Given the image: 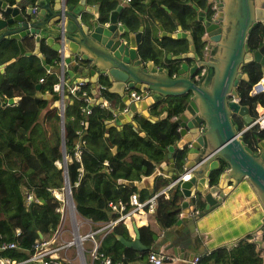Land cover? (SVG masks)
<instances>
[{
  "label": "water",
  "instance_id": "obj_1",
  "mask_svg": "<svg viewBox=\"0 0 264 264\" xmlns=\"http://www.w3.org/2000/svg\"><path fill=\"white\" fill-rule=\"evenodd\" d=\"M211 1L217 7L211 21L203 16L204 10L192 5L197 20L202 21L200 41H210L206 49L209 54H203L202 46L200 50L195 48L180 24L173 31H166L158 24L159 36L185 38L188 48L184 52H166L160 55L161 62L155 63L140 55L143 25L131 29L122 22L118 15L120 3L102 19L98 4H87L86 0H13L12 3L0 0V43L14 40L19 54H35L45 69L53 65L46 63L39 50L40 43L56 54L60 89L50 106L57 107L59 112L63 186L69 189L67 197L73 208L63 141L65 88L89 85L87 108L96 103L111 113V118L104 120L105 131L110 126L120 129L124 124L136 128L135 115L150 121L161 119L165 110L158 115L151 111L161 105L159 101L163 97L187 95L182 111L173 118L179 138L167 146L165 160L158 163L167 176L175 175L178 170H187L188 174L179 183L183 198L174 223L176 231H167L163 248L171 249L185 264H190L194 255L245 240L253 244L259 257L257 264H264V137L256 139L255 150L243 142L240 126L249 123L252 116L247 105L239 103L236 90L239 80L248 78L241 67L251 61L259 64L264 87V34L257 47L247 46L251 27L256 22L264 25V0H206ZM163 8L168 10L164 5ZM26 41L32 42L31 51L25 50ZM3 69L4 65H0V72ZM35 88H39V83ZM101 91L108 97H103ZM35 97L50 100L51 94L36 91ZM18 98L3 97L1 104H12ZM235 115L240 117L241 125L234 123ZM175 147L183 151L180 169L173 162ZM118 181L133 184L132 180ZM235 187L250 188L262 212L257 213L249 226L232 228L223 236L211 239L215 233L206 223L199 226L198 220L203 214L210 223L209 213ZM196 195L203 200L198 213L193 212L195 205L190 202ZM131 221L134 237L126 239L119 234L116 237L124 246L143 251L149 246L140 241L138 229ZM169 234L173 237L169 238ZM76 237L73 242L79 247ZM79 254L83 261L82 251Z\"/></svg>",
  "mask_w": 264,
  "mask_h": 264
},
{
  "label": "trees",
  "instance_id": "obj_2",
  "mask_svg": "<svg viewBox=\"0 0 264 264\" xmlns=\"http://www.w3.org/2000/svg\"><path fill=\"white\" fill-rule=\"evenodd\" d=\"M87 1L96 2L100 18L105 19L120 0ZM206 3V0H128L120 7L118 15L131 29H136L143 23L139 53L155 63H160L162 50L164 53H176L185 42L183 39L158 36L155 24H160L166 31H173L176 24H180L182 28L193 24L191 28L194 42L199 47L202 26L195 18L196 11L192 5L200 8ZM263 34L264 25L256 22L248 33V48L257 47ZM24 46L28 50L33 48L31 41H26ZM39 50L47 64H55L56 54L53 50L44 43H40ZM1 63H4V69L0 72V101L5 96L19 98L12 104L0 103V235L17 244V247L2 250L0 254L21 260L30 253L35 240L45 238L56 228L60 218L59 212L55 210L59 200L49 190L51 187L62 186V169L55 164L61 160L59 112L57 107L50 106L51 100L58 97L57 90L53 89L58 77L53 70H45L35 54H19L14 40L0 43ZM241 72H245L248 78L240 79L236 86L238 101L247 105L249 114L254 117L255 108L264 105V91L249 94L254 83L261 77L259 64L255 61L248 62L241 67ZM37 83L38 89L35 88ZM36 91L41 94L50 93L51 99L36 98ZM82 91L90 96L87 83L81 84L74 92L64 89L63 141L65 155L71 158L66 161V172L74 209L80 216L89 219L91 227L95 228V223H103L116 216L109 209L108 201H126L131 193H135L138 199H144L174 177L158 174L148 189L118 181L139 179L141 175H148L155 164L166 158L167 146L174 144L179 138L173 116L182 111L187 95L163 97L159 101L162 105L151 111L158 115L165 110L166 114L161 119L150 121L135 115L136 128L124 124L119 130L110 126L105 131L104 120L111 118V113L106 107L96 103L90 106L88 113L82 112L81 108L88 103L81 96ZM101 95L108 97L105 91H101ZM234 118L237 124H242L239 116L235 115ZM80 119L84 120L83 124H79ZM77 130H80L84 139L80 162L72 157L78 139ZM259 137H264V127L253 125L242 133L243 142L252 148ZM112 146L115 147L114 151L111 150ZM174 151L173 162L180 169L183 151L176 147ZM30 190L36 200L27 202L25 191ZM181 200V191L175 185L170 189L167 198L157 197L154 211L144 214L143 220L136 224L139 239L149 246L147 249L136 251L118 240L117 234L126 239L132 238L124 223L128 221L126 219L112 225L100 238L98 250L108 255L113 263L150 264L147 253L152 250L153 236L175 223ZM190 202L198 211L203 206V200L198 195L191 197ZM15 228L20 230L19 234L15 233ZM129 229L132 231L131 226ZM240 243H243L250 264L257 263L259 257L253 250V244L245 240ZM220 249L219 247L199 255L198 263H237L232 248L228 254ZM20 264L35 263L26 261ZM59 264L67 263L59 260ZM91 264L99 263L94 259Z\"/></svg>",
  "mask_w": 264,
  "mask_h": 264
},
{
  "label": "built area",
  "instance_id": "obj_3",
  "mask_svg": "<svg viewBox=\"0 0 264 264\" xmlns=\"http://www.w3.org/2000/svg\"><path fill=\"white\" fill-rule=\"evenodd\" d=\"M46 70L48 71L49 69H46ZM41 80L42 78L40 77L39 81ZM80 85L81 84L72 85L70 86V88H68V90L70 92H74V90L78 89ZM53 89L59 92L60 87L57 82L53 84ZM263 90H264V87L262 86V77H260L254 83L253 87L250 89L249 94L253 95L256 92L263 91ZM81 96L86 102H88L89 96H87L84 91L81 92ZM258 106H259L258 108L256 107V115L252 117L249 123L243 124L242 127L240 128L241 129L240 131H244L253 125L258 126L259 128L264 127V105L263 106L258 105ZM81 111L84 113H88L89 108H87V106L84 105L81 108ZM83 122H84L83 119L79 120V124H83ZM77 133H78V139L74 145V148L72 151V157L73 159L80 162L81 145L83 144L84 140L80 137L81 135L80 130H77ZM67 159L70 160L71 158L68 156ZM56 163L59 167H61L62 164L59 161ZM187 176H188L187 170H178L177 173L174 175V177H171L166 184L161 186L159 189H157L156 191H154L153 193H151L144 199H138L135 193H131L128 196V199L126 201H121V200L108 201L107 205L109 209L115 212L116 216H114V218H110L107 221L101 223V225L97 227L96 229L88 230L83 235L77 236L78 238L80 237L81 239L90 238L91 244H90V249L88 251L90 258L97 260L99 264H118V262L113 263V261L108 255L98 250L97 248L98 243L93 239L92 235L97 232H103V233L107 232L112 227V225L116 224L117 222L121 220H125L129 218L131 215H141L147 212H153L156 206L157 197L163 196L164 198H167L169 196L170 189L174 187L175 185H177L179 188L180 181L182 179H186ZM59 189L65 191L66 193L65 200L63 198V195L59 196L58 191H57ZM49 190L54 197H56L59 200L63 199L64 203H67L68 201L67 194L69 191L68 188H65L62 185L58 189L50 188ZM25 200L27 202L30 200H36V197L34 196L32 190L25 191ZM60 206L58 205L55 208V210H57L59 213H61L62 211ZM193 212L198 213V210L194 209ZM15 233L19 234L20 230L18 228H15ZM54 240L55 238H50V239L40 238L38 240H35V242L32 245V249L30 253L26 256V258L21 259V260H16V259L10 258L7 255L0 254V264H20L26 261H32L35 264H59V258L56 254V250L64 245L68 246L69 244L74 243L73 242L74 237L71 241H67L64 245L61 244V245L53 246L52 244L55 242ZM15 247H17L16 242L12 240H7L0 235V251L5 250V249H10V248H15ZM198 257L199 256H196V255L192 256V258L189 260L190 264H199ZM165 259H168V260L177 259V257L173 254L157 253L153 250L147 253V260L151 264H161L163 260Z\"/></svg>",
  "mask_w": 264,
  "mask_h": 264
},
{
  "label": "crops",
  "instance_id": "obj_4",
  "mask_svg": "<svg viewBox=\"0 0 264 264\" xmlns=\"http://www.w3.org/2000/svg\"><path fill=\"white\" fill-rule=\"evenodd\" d=\"M127 1L126 0H120L119 3L121 5H124V4L127 3ZM86 3L87 4H93V3H96V2H89V1H87ZM142 17H145V15H142ZM141 25H143V23H141ZM157 25L155 24V26L157 27L156 32L158 33V36H159L160 29L158 28ZM156 46H158V45H156ZM25 50L26 51H31V50H28L27 48ZM164 52L165 51L162 50L161 51V53H162L161 55H164L165 54ZM10 60H12V58ZM0 65H4V63H1ZM50 69L53 70L55 72L56 76L58 77V66H57V63L56 62H55V64ZM67 88H70V87H67ZM0 103H1V101H0ZM161 105H162V103H161ZM123 126L124 125H122L121 128H123ZM117 130H119V129H117ZM80 137H81V135H80ZM83 144H84V142H83ZM82 145H81V148H82ZM114 149H115V147L112 146L111 147V150L114 151ZM67 157L68 156L65 155V162L68 160ZM163 160H165V159H163ZM56 162H58V161H56ZM56 162H55V164L57 165ZM59 162L62 164L61 165V169H62L61 172H62L63 171V162H62V160H60ZM161 171L162 170H161V168L158 167V163H157V164H155V166H154V168H153V170H152V172L150 174H148V175H141L139 179H133L132 180L133 181V184L136 187H138V188H147L148 189V188L151 187L152 182H153V178L156 175L160 174V175H163V176H166V177H170V176H167V175L163 174ZM62 185H63V174H62ZM51 188L58 189L56 187H51ZM67 196H68V194H67ZM182 198H183V196H182ZM61 203H62V205H61ZM64 205H65V203H64L63 199L62 200H59V206L61 207V210H62V208H64ZM194 209H197L196 206H195ZM260 211L262 212L261 205L259 204V202H258V200H257V198H256V196L254 194V192L250 188L241 189V188H236L235 187L234 189H232L228 193V195L223 199V201L220 203V205H218L213 210V212H210L209 213V218L211 219L210 223H208V221L206 220V216H203V214H202L200 216L201 218L198 220V225L200 226L203 223H206L207 226H208V228H209V230L212 231L213 233H215L211 237V239H213L216 235H222L223 236L225 233L229 232L232 228H239V226H249L250 225V221L253 220L255 218V216L257 215V213L260 212ZM59 214H60L59 222H62L64 220V217H65V216H63L64 215L63 214V210ZM78 216H80V215L78 214ZM143 216H144V214L134 215L133 217L131 215V218L129 217L130 219L127 218L128 221L125 219L126 221L124 223H125L126 228L128 230V234L131 235L132 238L134 237V231H133V228H132V231L129 229V226L132 227V221L131 220L133 219V221H134V223L136 225V224H139L143 220ZM81 218H83L82 220H80L81 223L84 224L85 223L84 220L86 219V221L88 220L87 223H88L89 228H91L90 220L87 219V218H84V217L80 216V219ZM95 224H97L99 226L101 225L100 222H97ZM57 226H58V224H57ZM57 226L55 228L56 230L54 229L55 231L53 230L48 236L45 237L46 239L55 238L54 241H56V238L58 237V234L61 235V233L57 231ZM75 226L77 227V231H78L79 230V223L76 222ZM176 228L177 227L175 226V224H173L170 227H167L165 229H161L159 231V233L157 235H155L156 238L153 239V243L151 245L152 250L155 251V252H157V253L173 254V252H172L171 249L165 250L163 248V244H164L163 243V240H164L163 237L167 233V231L168 232L176 231ZM71 229L73 231V225H72ZM63 232H65V231H63ZM105 233H103V232H97V233H94L92 235V237H93V239L97 243H99L100 238ZM96 235L98 237L97 239L94 238V236H96ZM169 235H170L169 238H172L173 237L171 234H169ZM225 239L226 238L223 237V240H225ZM90 244H91V240H90ZM197 244H199V241H196V245ZM69 246H67V247H69ZM67 247H65V248H67ZM220 248H221L220 250L223 251L224 254H228L229 249L232 248V250L235 251V256L234 257L238 260L236 264H250V260H249V258H246V254H245V251H244L243 246H242L241 243L236 244L234 246H230L228 248L226 246H222ZM89 249H90V245H89L88 249L87 248L84 249V247L81 246V245L79 247H77L78 254H79V251H82V253H83V260H84V256H85V261L87 260L86 251L88 252ZM79 257H80V254H79ZM80 259H81V257H80ZM88 260H89L88 261L89 264H91V261L94 260V259H91L90 258L89 253H88ZM161 264H185V261L183 259H180V258L177 257V259H170V260L165 259V260H163V262Z\"/></svg>",
  "mask_w": 264,
  "mask_h": 264
},
{
  "label": "rangeland",
  "instance_id": "obj_5",
  "mask_svg": "<svg viewBox=\"0 0 264 264\" xmlns=\"http://www.w3.org/2000/svg\"><path fill=\"white\" fill-rule=\"evenodd\" d=\"M153 25V24H152ZM259 106H257L258 108ZM256 110V108H255ZM59 196L63 195V198L65 200V191L59 189L57 190ZM69 201H67V203H65L64 208H62L63 210V216L64 220L62 222L58 223L57 226V231L61 233V235L58 234V237L56 238V241L52 244L54 245H64L67 241H71L73 239V237L75 236H79V235H83L84 233H86L88 230H94L95 228H97L99 225L96 224V227L93 228H89L88 223L86 221V219L84 220L85 223L82 224L80 220H82L83 218L80 219V216H78V214L75 212L74 208L70 205V203H68ZM62 205V203H61ZM79 223V230L77 231V227L75 226V224ZM101 224V223H100ZM73 225V231L71 229ZM56 230V229H55ZM54 230V231H55ZM65 231V232H63ZM95 239H97V235L94 236ZM81 246L88 249L89 245H90V238H82L79 242ZM70 245V246H69ZM67 246H62L59 249L56 250V254L58 256V258L64 262H66L67 264H89L88 263V252L86 251V256H87V260L85 261V256H84V260L82 261V259H80L79 254L77 252V247L75 243H71ZM67 247V248H65Z\"/></svg>",
  "mask_w": 264,
  "mask_h": 264
},
{
  "label": "flooded vegetation",
  "instance_id": "obj_6",
  "mask_svg": "<svg viewBox=\"0 0 264 264\" xmlns=\"http://www.w3.org/2000/svg\"><path fill=\"white\" fill-rule=\"evenodd\" d=\"M199 8V7H198ZM199 9H202V10H204V12H203V16L205 17V19H207V20H209V21H211V19H212V17H213V14H215V12H216V9H217V7L214 5V2L213 1H211V2H208V3H206L203 7H200ZM195 18H196V13H195ZM196 20H197V18H196ZM198 22H199V24L202 26V21H200V20H197ZM189 25H191V26H189V27H187V28H182L183 30H185L186 32H188L189 33V35H190V37H191V39H192V43H193V45L195 46V48L197 49V50H200L201 48V46L206 50V49H209V47H208V44H209V40H204L203 42H201L200 41V46L198 47L196 44H195V42H194V37H193V31H192V25L193 24H189ZM201 35H202V32H201V34H200V40H201ZM178 39H183L184 40V42H185V44L182 46L181 45V47L177 50V52H184V51H187V46H188V41H187V39H185V38H178ZM180 41V40H179ZM203 51V54H209V53H211V52H208L207 50L206 51ZM198 79H199V76H197L196 78H195V80H197L198 81ZM233 119H234V123L235 124H237L236 123V120H235V118L233 117ZM242 126H240V128H241ZM245 131V130H244ZM242 133H243V131H242ZM252 148V147H251ZM253 150H255V145H254V147L252 148ZM243 244V243H242ZM256 254V253H255ZM257 255V254H256ZM258 256V255H257ZM259 262V261H258ZM257 262V263H258ZM257 263H255V264H257Z\"/></svg>",
  "mask_w": 264,
  "mask_h": 264
},
{
  "label": "bare ground",
  "instance_id": "obj_7",
  "mask_svg": "<svg viewBox=\"0 0 264 264\" xmlns=\"http://www.w3.org/2000/svg\"><path fill=\"white\" fill-rule=\"evenodd\" d=\"M69 203V202H68ZM71 205V204H70ZM81 238L79 237H76V241H79L80 242Z\"/></svg>",
  "mask_w": 264,
  "mask_h": 264
}]
</instances>
